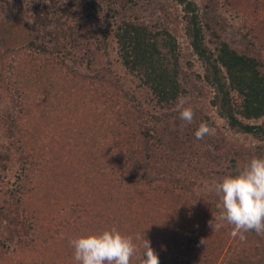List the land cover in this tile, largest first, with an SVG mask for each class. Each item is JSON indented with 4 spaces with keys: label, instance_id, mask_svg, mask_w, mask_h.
Returning <instances> with one entry per match:
<instances>
[{
    "label": "trees",
    "instance_id": "obj_1",
    "mask_svg": "<svg viewBox=\"0 0 264 264\" xmlns=\"http://www.w3.org/2000/svg\"><path fill=\"white\" fill-rule=\"evenodd\" d=\"M177 1L190 15L192 47L204 58L194 6ZM251 1L204 0L201 17L216 45L212 84L220 94L222 117L231 130L262 141L264 123L249 122L264 118V51L255 46L264 45V15H256L259 27L241 35L239 49L218 41L211 18L217 2L246 12ZM8 2L2 9L7 21L17 13L31 36L24 52L39 57L17 59V67L11 59L0 62V131L7 140L0 145V177L18 165L13 182H0V222L6 232L0 233V264H77L69 242L113 228L137 246L131 264H141L143 238L160 264H217L233 226L217 230V211L200 213L210 203L190 192L192 173L179 167L205 141L214 148L206 153L211 162L228 161L227 177L238 175L253 157L264 158V151L257 147L255 155L230 145L215 156L214 150L221 149L214 135L195 137L201 122L213 123L199 119L197 112L191 124L180 119L177 105L185 87L178 80L176 42L160 28L154 10L164 12L159 1L28 0L23 8ZM254 2L264 7V0ZM111 21L116 45L110 49L105 26ZM111 51L121 73L134 75L137 89L148 90L149 109L135 89H120ZM76 66H85L91 75L77 73ZM107 189L110 205L96 197ZM198 215L201 222L195 221ZM244 235L245 241L235 237L223 256L226 262L219 264H264L257 233ZM9 242L14 248H8Z\"/></svg>",
    "mask_w": 264,
    "mask_h": 264
},
{
    "label": "rangeland",
    "instance_id": "obj_2",
    "mask_svg": "<svg viewBox=\"0 0 264 264\" xmlns=\"http://www.w3.org/2000/svg\"><path fill=\"white\" fill-rule=\"evenodd\" d=\"M159 1V6H162L164 9V12H161L158 10V8L154 9L156 10V14L159 16V23L160 28L164 27L167 29L168 33L172 35L174 38V41L176 42V53H177V62L179 65V75L178 80L184 84L185 87V95H182L180 98L185 100V107L191 106L194 112H197L199 119H204L207 121H210L213 123L212 128L215 129L214 138L216 140V145H218V148L221 150H214L215 156L219 155L221 152H225L229 149L230 145H233L237 148H241L242 150H245L246 152H250L256 155L257 152L264 151V140L260 141L259 138L253 137L252 135H245L241 134L237 131L231 130L229 128L227 120L222 117L221 109H220V94L217 95L216 86L212 84V82L215 80V77H213V72L215 71V68L213 66L214 60H216V48L212 43V38L208 34V32L205 33V26L203 24L202 19V6L204 4V0H187V3H192L194 6L195 13H197L199 18V24L198 26L202 29V46L205 51V57L201 58L193 49L192 47V38L189 36V31L191 30V24L189 23L190 15L189 13L185 12V6L184 4H180L177 0H155ZM253 1V0H252ZM251 3L247 5V11H243L239 7L236 8H230L227 5L217 2L214 9H213V26L219 31L220 38L218 41L224 40L225 42L229 43L232 47H235L237 49L240 48L239 41L241 39V35L244 33L247 34V30L250 26L252 27H259L260 24H255L256 15L259 16V13L261 12L264 15V7L261 9H258L256 2ZM28 2V0H10L9 5L12 7L17 6L19 8H23L25 4ZM152 5H155L154 2H152ZM7 4V0H0V58L1 56L4 59H0V62H7L11 60L15 61V65L17 67V59L24 60H32L34 57H39L34 55V57L30 58L29 50L28 52H24V47L28 40L31 38L29 36V31L26 27L23 26V20L22 17L15 14L16 19L12 20L10 22L7 21L6 13L8 12L2 11L4 9V5ZM252 5V6H251ZM246 6V5H245ZM197 10V12H196ZM152 11V10H151ZM11 13V12H10ZM148 15L150 13L145 12L143 16L145 18H148ZM150 18V17H149ZM151 19V18H150ZM253 23V24H252ZM110 25H106L105 30L109 34V47L115 46V40L113 37V28L115 25L113 22H109ZM216 24V25H215ZM218 24V25H217ZM262 35V33H261ZM263 37V35H262ZM264 41V37H263ZM264 44V43H263ZM256 47H260L262 51H264V45L260 46L255 44ZM256 49V48H255ZM254 49V50H255ZM16 50L18 51L16 55H13L10 51ZM253 50V51H254ZM108 51H110L108 49ZM110 53V61L113 64V72L116 75V77L120 78V83L122 87L120 89H131L136 90L138 93H136L137 98L141 97V101L144 102V106L149 109L146 101L148 100V97L146 95L148 94L147 89H137V84H139L138 79L128 73H121L122 69H120V66L118 67V63L116 61V55L115 52H109ZM264 54V52H262ZM28 55L29 58L26 57ZM169 57V56H168ZM170 58V57H169ZM102 62L105 61V57H101ZM85 63V61L83 62ZM78 67V66H76ZM82 72V74L87 75L88 70L85 66H79L77 68L78 71ZM89 75H91V72H89ZM219 76L221 78L225 77V72L223 70H220ZM224 83L228 84L227 80L224 78ZM139 90V91H138ZM121 94V93H120ZM229 98L235 99L236 94L229 93ZM62 107H59V109L56 110V114L58 112H61ZM54 111V110H53ZM60 114V113H59ZM249 123L260 125L261 123H264V118H261L257 121L251 120ZM7 143L6 138L3 136L2 132L0 131V145H5ZM257 147H261L259 151L257 150ZM255 148L256 150L252 151V149ZM214 149L212 145H210L209 142H206L202 145H200L199 149H193V155L190 157H187L190 160H186L181 165L179 172H191V179L193 181L194 187H191L189 190L190 192H195V196H199V194L204 195L202 199H204V203H210V207H207L206 210H202L201 212H208L212 209H215L217 212L214 214V224L216 223H222V227H229L230 224L227 222H220L216 219L217 213H219L220 209L218 208V204L220 203L219 197L215 191V186L219 182H221L224 179V175L230 174V171L226 168V160L219 158L220 160L215 161L214 163L210 161V159L206 156V153L209 152V150ZM264 153V152H263ZM206 156V157H205ZM225 155H223V158ZM1 159V157H0ZM191 161V162H189ZM197 162V163H195ZM5 167V165L3 164ZM18 169V165L13 166L12 169H9L7 174H3L0 177V182L3 181H14V175L15 172ZM215 171L214 174H211L210 171ZM178 172V169H177ZM195 177V178H194ZM197 177V178H196ZM188 190V191H189ZM100 198H99V196ZM98 195L96 196L100 202H102L104 205H110L112 202V196H110V190H100ZM183 195V194H181ZM186 195H191V193H187ZM185 196L180 197L182 200L185 199ZM2 197H0L1 200ZM199 199V197H197ZM196 199V201L198 200ZM216 200V201H214ZM195 201V200H194ZM203 201V200H202ZM214 201V202H213ZM214 206V208H213ZM170 208H172V203H170ZM196 214V208L192 209V212ZM190 213V214H191ZM207 213H202V215ZM200 215V214H199ZM195 217V221H202V216ZM192 218V217H191ZM196 222V223H197ZM4 223L0 222V233H2L4 236L6 235L5 229H4ZM230 231L227 232V234ZM258 238L256 240L258 241V245H262L264 248V233L257 234ZM235 241V238L231 235L228 238V241L225 244V247L223 249V252L220 256V261L224 260L226 262V258L223 259L224 254H226L227 250L229 249L230 245L232 246L233 242ZM9 244V245H8ZM6 245H8V248H14V242H9ZM220 261L217 263L219 264ZM222 262L221 264H224L225 262Z\"/></svg>",
    "mask_w": 264,
    "mask_h": 264
},
{
    "label": "clouds",
    "instance_id": "obj_3",
    "mask_svg": "<svg viewBox=\"0 0 264 264\" xmlns=\"http://www.w3.org/2000/svg\"><path fill=\"white\" fill-rule=\"evenodd\" d=\"M185 103L181 99L177 109L180 119L191 124L194 111L191 106L185 107ZM214 134V128L207 122H201L195 137L201 140L206 135ZM215 191L220 201L216 219L233 226L230 232L232 237L245 241L246 232L264 233V158L253 157L238 175L225 177L216 184ZM222 226V223L214 225L217 230ZM69 243L74 249L77 264H131L132 257L139 251L132 237L121 235L115 228L99 235L72 239ZM142 247L143 252L139 255L141 264H160L149 240L143 238Z\"/></svg>",
    "mask_w": 264,
    "mask_h": 264
}]
</instances>
